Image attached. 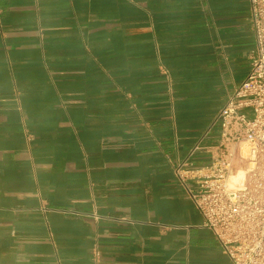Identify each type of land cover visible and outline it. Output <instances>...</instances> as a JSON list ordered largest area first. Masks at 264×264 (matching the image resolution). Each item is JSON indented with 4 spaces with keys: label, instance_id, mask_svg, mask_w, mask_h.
Segmentation results:
<instances>
[{
    "label": "crops",
    "instance_id": "crops-1",
    "mask_svg": "<svg viewBox=\"0 0 264 264\" xmlns=\"http://www.w3.org/2000/svg\"><path fill=\"white\" fill-rule=\"evenodd\" d=\"M255 49L250 0H0V264H233L176 168Z\"/></svg>",
    "mask_w": 264,
    "mask_h": 264
},
{
    "label": "built area",
    "instance_id": "built-area-1",
    "mask_svg": "<svg viewBox=\"0 0 264 264\" xmlns=\"http://www.w3.org/2000/svg\"><path fill=\"white\" fill-rule=\"evenodd\" d=\"M256 49L251 68L215 123L210 162H180L176 172L233 264H264V0H250ZM195 146L191 154L197 149ZM100 250L95 248L96 263Z\"/></svg>",
    "mask_w": 264,
    "mask_h": 264
}]
</instances>
